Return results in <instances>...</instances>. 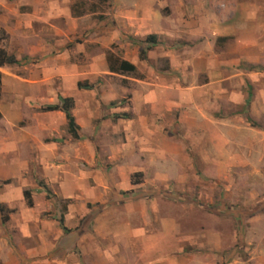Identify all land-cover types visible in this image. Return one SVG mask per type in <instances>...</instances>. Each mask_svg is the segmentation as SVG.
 I'll list each match as a JSON object with an SVG mask.
<instances>
[{
  "label": "crops",
  "instance_id": "1",
  "mask_svg": "<svg viewBox=\"0 0 264 264\" xmlns=\"http://www.w3.org/2000/svg\"><path fill=\"white\" fill-rule=\"evenodd\" d=\"M109 1L0 0L17 61L0 66V175L39 173L29 207L52 188L68 229L10 212L0 242L39 245L1 246L2 264H264V4ZM59 96L78 138L43 110Z\"/></svg>",
  "mask_w": 264,
  "mask_h": 264
},
{
  "label": "rangeland",
  "instance_id": "2",
  "mask_svg": "<svg viewBox=\"0 0 264 264\" xmlns=\"http://www.w3.org/2000/svg\"><path fill=\"white\" fill-rule=\"evenodd\" d=\"M244 1H255L257 4H264V0H216V3L222 7V9H229L233 5L237 4L238 2H244ZM71 5V11L72 14H78L79 12H90L91 10H100L105 11L110 6L111 3L109 0H66ZM21 10H24V7L22 6ZM103 17V15H101ZM4 36V34H0ZM114 56L116 54L111 53ZM262 81V80H261ZM36 171L35 168H31V170ZM43 178L39 173L35 172H29L22 175H0V202L2 200H6L9 203L13 205V213L14 214H27L31 219L36 214H40V218H46L48 216H60L64 213V206L65 202L55 195L54 190L51 188L49 193L45 194V200L49 201L51 205L49 208L47 207L46 210H40V207L37 206L36 208H30L22 195V191L26 188L32 190V186L34 184L39 185L38 183L41 182ZM36 202H42V200L35 199ZM42 204V203H41ZM35 222L30 223L31 226L34 225ZM15 227H9V224L2 223L0 220V230L1 231H16ZM4 235V234H3ZM2 242H0V264H2V257L4 254V249L2 247H7L8 249H12L13 251H16L17 248H19L20 245L24 246H37L39 245V242L35 241V238L32 237H26V238H18L16 236L13 237V235H9V237H2ZM37 241H39L37 239ZM2 246V247H1Z\"/></svg>",
  "mask_w": 264,
  "mask_h": 264
},
{
  "label": "trees",
  "instance_id": "3",
  "mask_svg": "<svg viewBox=\"0 0 264 264\" xmlns=\"http://www.w3.org/2000/svg\"><path fill=\"white\" fill-rule=\"evenodd\" d=\"M154 35H148L145 38L146 42H151L152 44L154 43ZM144 57V50L141 49L140 51V58ZM12 63H17L15 57L11 54H7L6 51L0 46V66L4 64H12ZM107 63L109 70L112 72H122V73H129V74H134L135 73V66L123 59H120L117 56H114L113 54L109 53L107 55ZM0 84H1V73H0ZM79 88H92L93 84H88L86 82H78L77 83ZM73 107V100L68 97H58V103L52 104V105H47L46 107L43 108V110H61L64 112L66 119H67V130L68 132L74 137L78 138L77 134V125L74 121V117L72 115L71 109ZM135 182L134 180H132ZM46 191V190H45ZM23 197L28 206H32V198H31V192L29 189H24L23 190ZM12 209H8L4 204L0 203V220L2 223L6 222L8 220V215L10 212H12ZM59 224L62 226V228L65 231H68L66 227L63 225V217L62 215L58 219Z\"/></svg>",
  "mask_w": 264,
  "mask_h": 264
}]
</instances>
